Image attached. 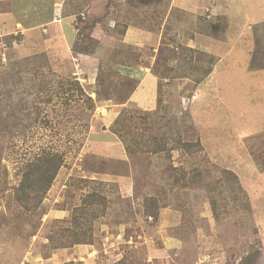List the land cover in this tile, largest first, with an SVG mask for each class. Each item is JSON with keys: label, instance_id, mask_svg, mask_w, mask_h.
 <instances>
[{"label": "rangeland", "instance_id": "obj_1", "mask_svg": "<svg viewBox=\"0 0 264 264\" xmlns=\"http://www.w3.org/2000/svg\"><path fill=\"white\" fill-rule=\"evenodd\" d=\"M25 4L0 0V264H264V0ZM56 8L73 9L72 37L52 29ZM58 77L78 80L95 109L67 102ZM167 136L186 170L174 139L199 141L212 194L170 188L168 150H154ZM45 152L63 162L29 211L20 173ZM75 224L91 243L58 247Z\"/></svg>", "mask_w": 264, "mask_h": 264}, {"label": "trees", "instance_id": "obj_2", "mask_svg": "<svg viewBox=\"0 0 264 264\" xmlns=\"http://www.w3.org/2000/svg\"><path fill=\"white\" fill-rule=\"evenodd\" d=\"M207 36H212L207 34ZM44 37V36H43ZM45 39V37H44ZM44 39H41L42 41ZM33 41V40H32ZM31 42V40H27L26 45H28ZM78 53H87L88 51L86 49H79L77 50ZM192 61V60H191ZM188 61V66H187V70H191V69H195L194 64L192 65V62ZM22 71V70H20ZM19 71V72H20ZM39 75L42 76V71H38ZM211 72V69H207L204 70V72L201 73L200 76L196 75L198 74V72L196 73V70H193L192 72H189L188 74H192L195 77V83L192 80V82L194 84H189L188 87H196L198 85L199 82H201L203 80V78L209 74ZM34 73H36L37 75V71L34 70ZM196 73V74H195ZM195 74V75H194ZM29 74H25L24 78H27ZM45 76V75H44ZM25 81H27V79H24ZM58 82L61 85L62 90L66 93L65 95H67L66 101L69 102L70 99H75V100H81L83 99V101L86 103V107L89 110H93L96 107V100L93 97H91L88 93H86L85 89L83 88V86L81 85V83L76 80L75 78H60L58 77ZM34 85H37V91L39 92L44 91L46 88V91H49V87L46 84L45 80L40 81L39 83H37V80L35 82H33ZM99 86V84H98ZM45 87V88H44ZM36 91V96L41 95L42 93H37ZM97 97H101V95H103L100 90L96 89L95 90ZM26 96H21V98H25ZM52 99V95L47 98H45L44 100L49 102ZM166 140H169V137L167 136V138L162 139V141H164V143L162 144V146H160L159 143L155 144L156 147H154L155 153L160 152L161 150H168L167 154L165 156L166 160H169L165 162V164L167 163L166 167L164 168V171L167 172V174H169L168 179L171 181V189H174L176 186L178 187V189L176 190L177 196L180 195V190L184 189V188H193V189H197V187L202 188L203 190H205L206 194H212L213 190L215 188V183L213 185L211 184H204L203 183V179H205L206 181V177H205V170L203 168H201L200 166V161L196 160L195 156L200 152V148L201 146H199V141L197 142H190V141H186L183 142L182 140L179 139H174V141H177V145H175L176 143H174V149H180L182 152V155H185V161H189V165H191V167L189 168V170H186L183 166H173V164L171 163V157H170V150L172 149V147H166L167 143ZM130 146H128L129 148ZM63 160H62V156L59 153H50V152H45L42 155V160L39 164L35 165V166H31V167H23V168H27L25 171H23L22 173H20V175L22 176V179L19 183V186L17 187L16 191V200L21 204V206H23L25 209L32 211L37 209V207H39V204L42 202L43 198L45 197V194L47 193V191L50 189L55 176L59 170V168L61 167ZM34 164V163H33ZM32 165V164H30ZM29 165V166H30ZM164 165V164H163ZM163 165L161 167H163ZM209 173V171L207 172ZM229 181L227 180L228 183L232 184H236L237 183V177L236 175H229ZM208 183V182H206ZM195 190H193V192H195ZM233 191V190H232ZM191 195L192 193H184L182 194V197L186 196L187 198L189 197V195ZM90 200L86 201L89 205L92 204V197L91 195L89 196ZM213 198V197H212ZM154 199V198H153ZM212 202H214V198L212 199ZM215 203V202H214ZM185 203H182L181 205H184ZM82 210H84L82 208ZM75 228H69L70 230H68V234H72L73 237L75 238L73 240V242L71 244H58V247H62V246H71V245H75V244H88L91 243L90 238L86 237V236H76L77 230L76 228H80L81 224H75ZM81 231V228H80ZM84 233V232H83ZM65 235V234H62ZM246 262V260L243 262H241V264H244Z\"/></svg>", "mask_w": 264, "mask_h": 264}, {"label": "crops", "instance_id": "obj_3", "mask_svg": "<svg viewBox=\"0 0 264 264\" xmlns=\"http://www.w3.org/2000/svg\"><path fill=\"white\" fill-rule=\"evenodd\" d=\"M57 2H58V0H56ZM20 2H21V4L22 5H26L25 3H28L29 4V0H20ZM31 2H34V0H31ZM57 4V3H56ZM58 9L59 8H56V11H55V15H53L52 16V18H51V23H50V25L51 24H55V25H57V23L59 24V22H60V24L61 25H63V26H65V27H67V28H65L66 30H67V36L69 35V37H72L73 36V31L71 30L72 29V26H73V16L71 15V13H73L72 12V10L73 9H70L69 11H68V13L67 14H65V15H63V16H61L60 15V13H59V18H58V15H57V11H58ZM58 19H59V21H58ZM17 25H19L18 24V22H15V24H14V26H15V28H17V27H23V23H22V21H21V25L20 26H17ZM9 28H11L10 26H8ZM51 27H52V29H54V30H59L58 29V27H54V25H51ZM35 29H37L38 28V26L37 27H34ZM23 29H24V27H23ZM65 30H64V28H63V33L65 34V32H64ZM27 37V36H26ZM25 37V38H26ZM207 38H211V36H206ZM196 38V37H195ZM40 39H44V37L43 36H41L40 37ZM32 41V40H31ZM211 42V45H213V48L215 49L216 47H217V40H213V42L212 41H210ZM210 45V43H207L206 44V46H211ZM64 48V47H63ZM136 71V70H135Z\"/></svg>", "mask_w": 264, "mask_h": 264}]
</instances>
